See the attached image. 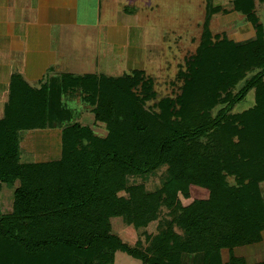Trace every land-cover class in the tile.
Instances as JSON below:
<instances>
[{"label":"trees","instance_id":"trees-1","mask_svg":"<svg viewBox=\"0 0 264 264\" xmlns=\"http://www.w3.org/2000/svg\"><path fill=\"white\" fill-rule=\"evenodd\" d=\"M206 8L174 96L158 98L143 71L48 75L38 88L12 76L0 118V191H13L10 211L0 206V264H114L117 252L142 264H248L234 251L264 232V27L255 0H233L254 37L212 40L208 22L220 8ZM250 92L252 107L233 112ZM77 93L105 136L74 119L63 97ZM52 129L60 158L22 161V133ZM162 167L153 191L128 185ZM192 186L207 197L184 206L179 196ZM160 208L171 221L145 245L112 233V218L144 229Z\"/></svg>","mask_w":264,"mask_h":264},{"label":"crops","instance_id":"crops-1","mask_svg":"<svg viewBox=\"0 0 264 264\" xmlns=\"http://www.w3.org/2000/svg\"><path fill=\"white\" fill-rule=\"evenodd\" d=\"M129 8V0H0V118L13 75L38 88L48 75L115 78L144 72L158 47L150 43L145 21L139 23ZM43 131L49 132L43 142L48 151L44 160L32 155L33 161H56L60 130ZM261 190L264 197V182ZM261 248L264 232L253 250Z\"/></svg>","mask_w":264,"mask_h":264},{"label":"rangeland","instance_id":"rangeland-1","mask_svg":"<svg viewBox=\"0 0 264 264\" xmlns=\"http://www.w3.org/2000/svg\"><path fill=\"white\" fill-rule=\"evenodd\" d=\"M208 0H129V11L135 10L139 17V23L151 36L150 43L155 47L149 60H153L145 69L144 74L153 81V89L158 98L174 96L178 92L180 82L177 80L178 72L183 70L185 63L193 56L200 43L203 24L207 13ZM215 7L220 11L211 15L208 22L212 40L228 39L233 42H243L254 37L252 24L240 13L233 10V0H212ZM151 11L149 12V8ZM147 9V10H146ZM254 13L259 22L264 27V0H255ZM126 73H128L126 71ZM239 89V86L236 90ZM66 106L73 112L74 119L80 124L90 126L98 136H105L106 130L103 124L94 123L93 116L89 108L83 103L79 93L68 94L63 97ZM253 92H250L245 101L233 106V112L244 111L253 105ZM21 140V159L22 161L44 160V154L48 151L43 144L49 132L41 130L22 133ZM57 144V151H59ZM31 153V154H30ZM33 155V157H32ZM165 168L162 167L147 177H134L129 179L128 185L139 184L153 191L159 187L164 177ZM12 189L3 188L0 191L1 210L6 213L11 209ZM189 198L184 199L179 196L182 205L186 206L195 199L207 197L205 191L199 190L195 186L190 188ZM119 195H125L124 192ZM171 216L166 208H160L158 218L149 223L144 229H134L127 226L121 217L110 220L112 233L118 236L123 242L134 245L140 241L145 245L146 235H156L160 230L167 228L171 221ZM254 244L238 249L241 258H245L248 264H257L264 261V249L261 248L257 253L253 250ZM242 253V254H241ZM236 254V256H238ZM225 262L228 252L222 254ZM243 255V256H242ZM114 264H142L141 261L130 256L117 252Z\"/></svg>","mask_w":264,"mask_h":264}]
</instances>
